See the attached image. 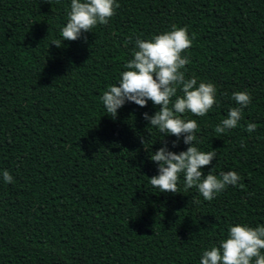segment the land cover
Here are the masks:
<instances>
[{
  "label": "trees",
  "instance_id": "1",
  "mask_svg": "<svg viewBox=\"0 0 264 264\" xmlns=\"http://www.w3.org/2000/svg\"><path fill=\"white\" fill-rule=\"evenodd\" d=\"M117 2L109 24L63 42L71 0H0V264H200L230 226L264 224V0ZM173 25L194 36L186 78L217 87L213 110L183 117L199 124L201 151L218 150L202 171L242 177L212 201L183 175L178 194L150 184V153L189 147L149 126L158 106L127 102L114 118L101 100L135 40ZM237 91L252 103L218 136Z\"/></svg>",
  "mask_w": 264,
  "mask_h": 264
},
{
  "label": "clouds",
  "instance_id": "2",
  "mask_svg": "<svg viewBox=\"0 0 264 264\" xmlns=\"http://www.w3.org/2000/svg\"><path fill=\"white\" fill-rule=\"evenodd\" d=\"M120 7L117 0H71L67 23L61 29L63 42L77 41L98 25L109 24ZM193 41L194 36L189 35L186 27L175 25L151 39L137 38L133 58L124 66L128 70L120 74L118 84L109 86L101 100L107 113L114 118L127 102L147 107L151 101L158 106L159 110L153 115L144 113L149 126L157 128L161 134L175 136L173 147L178 146L181 137L189 147L177 153L169 150L165 142L159 150L150 153V159L158 164L159 173L149 178L150 184L160 193L178 194L183 175L186 191L196 188L204 200L212 201L229 186L243 185L236 171L221 172L217 176L212 168L205 175L202 169L212 165L218 150L201 151L196 146L199 124L195 119L183 118L188 113L204 117L218 104L214 83H198L195 76L186 78V66L191 60L184 53L191 49ZM53 44L61 47L60 41ZM232 99L238 107H232L227 118L215 127L218 136L235 129L243 119V109L252 103V96L246 91L234 92ZM256 128V124L249 123L246 130L252 133ZM2 175L5 183L14 181L9 171L4 170ZM200 264H264V224L230 226L227 238L221 240L219 246L205 250Z\"/></svg>",
  "mask_w": 264,
  "mask_h": 264
}]
</instances>
